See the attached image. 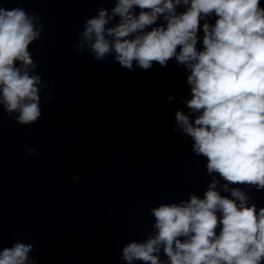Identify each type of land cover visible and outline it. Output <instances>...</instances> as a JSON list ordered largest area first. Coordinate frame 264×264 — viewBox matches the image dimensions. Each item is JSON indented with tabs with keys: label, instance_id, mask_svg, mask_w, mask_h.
<instances>
[{
	"label": "clouds",
	"instance_id": "clouds-1",
	"mask_svg": "<svg viewBox=\"0 0 264 264\" xmlns=\"http://www.w3.org/2000/svg\"><path fill=\"white\" fill-rule=\"evenodd\" d=\"M112 2L111 9L101 4L84 21L74 50H87L95 61L114 57L128 70L134 63L144 71L155 63L166 67L173 59L183 67L190 98L181 102L188 112L176 111L173 130L191 139L192 153L204 158L211 178L202 196L192 192L186 200L150 208L154 231L143 241L126 243L121 259L125 264H264V206L249 194L264 191L261 0ZM44 30L39 14L0 6V107L18 125H34L42 115L40 94L49 85L29 49ZM45 100L51 101V94ZM24 150L38 155L34 147ZM34 250V244L16 241L0 249V264H36Z\"/></svg>",
	"mask_w": 264,
	"mask_h": 264
}]
</instances>
